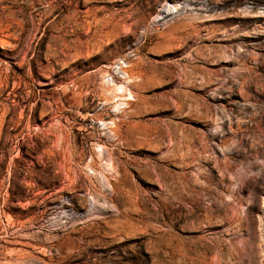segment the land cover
<instances>
[{
  "label": "rangeland",
  "instance_id": "obj_1",
  "mask_svg": "<svg viewBox=\"0 0 264 264\" xmlns=\"http://www.w3.org/2000/svg\"><path fill=\"white\" fill-rule=\"evenodd\" d=\"M0 264H264V0H0Z\"/></svg>",
  "mask_w": 264,
  "mask_h": 264
},
{
  "label": "built area",
  "instance_id": "obj_2",
  "mask_svg": "<svg viewBox=\"0 0 264 264\" xmlns=\"http://www.w3.org/2000/svg\"><path fill=\"white\" fill-rule=\"evenodd\" d=\"M128 57V56H125ZM129 67V63L125 58H121L117 61V64L114 67V72L110 73L108 72L106 75V78L108 81H110L109 83L115 82L116 80H120V81H127L129 79L128 73H127V69ZM131 95V93H129V96ZM128 98H124L125 102L124 104L127 105L128 102ZM121 110H124V108H122ZM114 122H109L107 124H112L113 125ZM106 124V125H107Z\"/></svg>",
  "mask_w": 264,
  "mask_h": 264
}]
</instances>
